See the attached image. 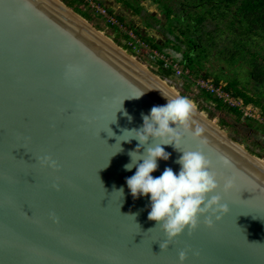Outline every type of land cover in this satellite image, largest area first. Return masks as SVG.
Masks as SVG:
<instances>
[{
  "label": "water",
  "instance_id": "obj_1",
  "mask_svg": "<svg viewBox=\"0 0 264 264\" xmlns=\"http://www.w3.org/2000/svg\"><path fill=\"white\" fill-rule=\"evenodd\" d=\"M51 1L0 0V264H179L181 250L185 264H264V180L247 168L254 155L228 151L234 141L226 136L220 145L194 112L192 127L204 129L205 142L188 132L180 151L164 146L170 158L152 175L166 166L178 172L181 151L200 150L217 174L213 194L229 211L211 228L200 217L191 235L185 230L160 249L166 237L147 218L148 198L133 199L125 183L136 169L123 165L138 141H121L113 154L124 129L166 104L160 93L175 96L140 78ZM44 154L57 169L39 166ZM229 177L235 186L224 194Z\"/></svg>",
  "mask_w": 264,
  "mask_h": 264
},
{
  "label": "trees",
  "instance_id": "obj_2",
  "mask_svg": "<svg viewBox=\"0 0 264 264\" xmlns=\"http://www.w3.org/2000/svg\"><path fill=\"white\" fill-rule=\"evenodd\" d=\"M61 1L94 24L97 29H105L104 25L97 20L99 15L93 12L94 16L92 11L85 9L80 0ZM118 1L124 2L134 12L140 13L143 9L141 0ZM149 2L157 5L158 13H147L144 16L146 21L154 20L156 24L161 25L160 30L176 44V39H183L181 44L185 45L184 48L194 43L195 49L199 46L205 48L203 50L205 55L196 62H193L194 54L189 51L188 47L186 52L182 51L184 58L182 61L185 62L183 66L182 61L177 59L173 52L152 42V38L141 34L138 27L129 25L150 48L157 49L180 62L183 73L178 76L184 79L183 89H185V91H180V94L197 102L199 108L206 110L210 118L215 117L213 116L215 113L202 104L199 96H204L207 100L212 99V102H215L220 108L224 107L243 117V113L239 109L223 104L212 94L204 92L188 94L191 89L194 90V77L197 75L211 77L215 83L221 84L238 97L245 106L257 107L264 117V0H164V3L159 0H149ZM107 8L112 12L111 7ZM117 17L121 23L126 24L124 16L117 15ZM110 27L114 30L111 31L112 34H108L113 37L114 41L140 60L145 61L146 59V63L154 67L153 70L156 74L163 79H169L174 74L177 75L172 68L164 67L161 60L154 58L149 49L141 48L140 51H136L130 47L128 45L129 37L124 32L125 34L121 38L119 33L122 30L118 26L110 25ZM175 31L178 32L179 38ZM197 51L196 49L195 53ZM237 57L242 58L244 64L250 69L249 77L238 75L241 72L235 70L233 65L231 69L228 65H224L226 61L233 63ZM208 63L214 67L213 71L210 70L211 66H208ZM259 122L264 124V122Z\"/></svg>",
  "mask_w": 264,
  "mask_h": 264
},
{
  "label": "clouds",
  "instance_id": "obj_3",
  "mask_svg": "<svg viewBox=\"0 0 264 264\" xmlns=\"http://www.w3.org/2000/svg\"><path fill=\"white\" fill-rule=\"evenodd\" d=\"M142 94L130 98H139ZM160 94L167 101L166 104L154 105L147 114L142 113L139 128L124 129L123 134L118 136L123 137L119 141V150L113 155L123 151L121 141H138L136 149L128 152L129 162L123 165L125 171L136 169L133 175L125 178V183L133 199L148 198L150 210L147 218L155 221L163 231L166 239L160 244V249L165 250L169 242L185 233V230L191 235L198 227L200 217L204 218L203 224L211 228L213 217L219 221L229 207L222 202V195L213 194L220 187L217 174L210 170V162L200 150L181 151L182 155L174 161L180 166L178 172L174 173L171 167L166 166L159 176L152 175L158 169V161H168L170 158L171 154L165 151L164 146L170 145L180 151L179 145L188 132L194 139L205 142L202 138L204 129L199 125L192 127L191 100L183 95L169 98ZM128 119L131 121L132 117L128 116ZM37 163L42 168H58L57 161L47 154L37 157ZM234 186L235 179L227 178L223 193L227 194ZM115 191L123 196V187ZM132 216L135 217V214ZM187 255L186 250L179 251V264H185Z\"/></svg>",
  "mask_w": 264,
  "mask_h": 264
},
{
  "label": "rangeland",
  "instance_id": "obj_4",
  "mask_svg": "<svg viewBox=\"0 0 264 264\" xmlns=\"http://www.w3.org/2000/svg\"><path fill=\"white\" fill-rule=\"evenodd\" d=\"M98 1L99 2H102V3L103 2L105 3L108 0H98ZM159 1H162L164 3V0H159ZM143 3L145 4L146 9H148L150 11L156 9L155 6L151 5V3L149 2V0H141V4H143ZM70 9H72V8H70ZM157 11H158V9H157ZM74 12H76V11H74ZM117 13H120L122 15H126L125 16V22H126V25H128V26L130 24H132L131 21H133V19H136V15L134 14L132 16L131 14H133V13L130 10H128L127 8H126L125 11H123V10L120 9V11L118 10ZM92 14H93V12H92ZM79 16H80V14H79ZM160 17H161V15H160ZM85 19H84V21H85ZM97 20H98V22H100L105 27L104 30L100 29V32L99 33L105 35L109 39L110 38H113L109 34H112L111 31H113L114 29H112V27H110V25H108L105 22L104 18L98 16L97 17ZM163 20H165V18H163ZM86 23L90 24L95 29H97L94 26V24H92L90 21L87 20ZM97 30H99V29H97ZM124 34L125 33L123 31H121V33H119V35H120L121 38H123ZM175 34L178 37V32L177 31H175ZM182 40L183 39H180V38L179 39H176V41H177V44L176 45L178 47H180L181 49H182V46H181ZM113 41H114V39H113ZM183 46H185V45L183 44ZM120 47L123 48L122 46H120ZM187 47H188L189 51L192 52V54H194L193 55L194 56L193 57V62H196L198 59L199 60L202 59V56L205 55V53L203 51L205 48H202L203 46L202 47L199 46L198 48H196L198 50L197 53H195V50H196L195 49V47H196L195 46V43L193 45L187 46ZM187 47L184 48V51L185 52L188 50ZM204 47H205V45H204ZM121 48H120V50L123 53H125L127 51L126 53H129L132 57H134V60L135 61L139 62L145 68H149L150 70H152L154 72V70H153L154 67H152L151 65H148L146 63V59H145V61L140 60L137 56H135L134 54H132L129 50H126V49L123 48L124 50H126V51H123ZM140 50H141V48L138 49L137 51H140ZM197 57H199V58H197ZM241 57H243V56H241ZM143 58H145V57H143ZM182 64L184 66L185 65V62L182 61ZM224 65L225 66L228 65L230 69H231V67L233 65V67L235 68V70H238V71L241 72L238 75L248 76V74L250 73V69L248 68V66H246L244 64V62H243V59L242 58H239V57H237L234 60L233 63L228 62V61L224 62ZM208 66H211V63H208ZM216 66H218V64H216ZM181 68H182V66H181ZM155 69H156V67H155ZM213 69H214V67L211 66L210 70L213 71ZM225 69H228V68H225ZM182 70H183V68H182ZM226 71H228V70H226ZM198 76L199 75H197L196 77H198ZM169 80H171L170 82H172V84L169 83L171 85V87L173 86L172 88L169 87L172 91H177L178 93H180V91H183V90L185 91V89H183V85L181 84V83L184 82V79L182 77L174 74L173 76H170L169 77ZM169 80H167V81L169 82ZM193 89L194 90H192V89L190 91L188 90L189 91L188 94H190V93H199V92L207 93V92H205L203 90H200L199 88L195 87V85H194V88ZM199 97H200L199 100L202 102V104L205 105V106H207V107H209L211 109V112L215 113L213 115L215 117L210 118L209 115H208V112L206 110L200 109L199 106H198V104H197V102H195L194 100L190 99L191 102H192V104H193V109H195V108H196V110L198 109L197 110L198 112H201L204 115V117H206L215 126H217L224 134H226L227 137H229L231 140H233L234 143L236 142L239 146H241L242 148H244L245 150H247L252 155L257 156L258 158L262 159L263 162H264V158H263V155H264V125L261 124V123H259L256 119L245 118L244 116L243 117H240L238 114H235L234 112H230V111H228L224 107L220 108L215 102H212V99L207 100L204 96H199ZM257 151H258V153L263 154L262 157L258 156L259 154L256 155L254 153V152H257Z\"/></svg>",
  "mask_w": 264,
  "mask_h": 264
},
{
  "label": "built area",
  "instance_id": "obj_5",
  "mask_svg": "<svg viewBox=\"0 0 264 264\" xmlns=\"http://www.w3.org/2000/svg\"><path fill=\"white\" fill-rule=\"evenodd\" d=\"M80 1L84 4L85 9L90 10L101 17H104L107 24L116 25L123 32H125L129 37L128 45L134 50L137 51L140 48L149 49L154 58H157L163 62L164 67L172 68L177 75H181L183 73L181 64L178 60L158 51L157 49L150 48V46L146 42L138 38V36L132 29H129L125 24L121 23L117 15L114 12H110V10L104 4H102L98 0ZM193 82L195 87L209 94H212L215 98L220 100L225 105L239 109L243 113V116L245 118L256 119L257 121L264 122V117L259 112L258 108L252 105L245 106L238 97L233 95L230 91L226 90L221 84L215 83L213 78L198 76L193 79Z\"/></svg>",
  "mask_w": 264,
  "mask_h": 264
},
{
  "label": "bare ground",
  "instance_id": "obj_6",
  "mask_svg": "<svg viewBox=\"0 0 264 264\" xmlns=\"http://www.w3.org/2000/svg\"><path fill=\"white\" fill-rule=\"evenodd\" d=\"M53 2H55V4H56L55 6H57L61 11H63L68 17H70L74 22H76L81 28H83L94 39H96L99 43L103 44L110 52H112L122 62H125L126 64H128L131 67L130 69H132L134 71V73H136L140 78H143V79H145V77L151 78L155 82V84L162 91H164L167 95H169L170 97H172V95H174L175 97L179 95V93L177 91H172L169 88L170 86L168 84H165V82L159 80L158 79L159 77L157 78L147 68H145L139 62L135 61L134 57L127 54L126 52L123 53L120 50V48L112 42L111 39H109L105 35L99 33L100 31L95 29L90 24L86 23L87 22L86 20L84 21V19L81 16H79L77 13L72 11L64 3L60 2L59 0H53ZM192 112H194V117L196 118V122H198L201 125H204L206 128H209L211 130L210 131L211 138H213L216 142H218L220 145L223 146L222 142H224V140H226V134H224L217 126H215L211 121H209L206 117H204V115L201 112H198L196 110V108L193 109ZM232 142H233V140H232ZM228 143L231 144L230 141H228ZM233 147H235V148L232 150L228 149V148H226V149L233 154L239 153L240 155H241V153H243V151H245V149L242 148L241 146H239L237 143L236 144L234 143ZM251 161L252 162L248 161L247 168L249 170H253L254 172H256V174L262 180H264V162H263V160L258 158L257 156H254L251 159Z\"/></svg>",
  "mask_w": 264,
  "mask_h": 264
},
{
  "label": "flooded vegetation",
  "instance_id": "obj_7",
  "mask_svg": "<svg viewBox=\"0 0 264 264\" xmlns=\"http://www.w3.org/2000/svg\"><path fill=\"white\" fill-rule=\"evenodd\" d=\"M109 2H111L110 3V5H115V6H117V3L120 5V8L119 9H117L116 11L118 12V10L120 11V9L121 10H123V11H125L126 10V8L128 9V10H130L133 14H131L132 16L135 14L136 15V19H133V21H131L132 22V25L133 26H136V27H138L139 28V31L141 32V34H143V35H146L147 37H150V38H152V42H154V43H156V44H158L161 48H163V49H165V50H167V51H170V52H173V55L177 58V59H179L180 61H182L184 58H183V56H182V53L181 52H178L177 50H180L181 48L180 47H178L177 45H175L176 43L174 42V41H172V40H170L169 38H168V36L166 35V33L164 34L161 30H160V28H161V25H159V24H156L155 23V21L154 20H150L149 18H148V16H147V18L149 19V21H146V18L144 17L147 13H152L150 10H147L146 9V7H145V4L143 3V4H141L142 6H143V9L140 11V13H138V12H134V10H132L130 7H128V6H126L125 4H124V2H121V1H117V0H108L106 3H108L109 4ZM104 3V2H103ZM123 5V6H122ZM151 5H156V4H151ZM112 10V9H111ZM113 11H115V10H113ZM116 12V13H117ZM124 13V12H123ZM154 13V12H153ZM119 15H121V16H124V19H125V16L126 15H122V14H120V13H118ZM156 33H162V35H158V34H156ZM152 35H154V36H152ZM181 46H182V44H181ZM181 50H183L184 51V49H181ZM259 122V121H258ZM260 123V122H259ZM262 124V123H261ZM264 125V124H263ZM253 126V125H252ZM256 155L257 154H261V153H258V151L257 152H254ZM261 155H263V154H261ZM261 155H258V156H260V157H262ZM263 158H264V155H263Z\"/></svg>",
  "mask_w": 264,
  "mask_h": 264
},
{
  "label": "crops",
  "instance_id": "obj_8",
  "mask_svg": "<svg viewBox=\"0 0 264 264\" xmlns=\"http://www.w3.org/2000/svg\"><path fill=\"white\" fill-rule=\"evenodd\" d=\"M112 1V0H111ZM115 1V0H114ZM118 1V0H117ZM119 2V1H118ZM110 3L111 2H109V4L108 3H106L105 2V4L106 5H108L109 7H111L110 9H112V12H114V13H116L117 11V9H119L120 8V5L117 3V6H115V5H110ZM153 6H155V8L156 9H154V10H152L151 12H154V13H157L158 11H157V5H153ZM113 10H115V11H113ZM148 10V9H147ZM116 15H118V13H116ZM160 16V15H159ZM126 25V24H125ZM131 25V24H130ZM129 29H131L128 25H126ZM135 28H136V26H134ZM139 38V37H138ZM142 40V39H141ZM171 40V39H170ZM144 41V40H143ZM145 42V41H144ZM182 49H184V46L182 45ZM178 52H182L183 50H177Z\"/></svg>",
  "mask_w": 264,
  "mask_h": 264
},
{
  "label": "snow or ice",
  "instance_id": "obj_9",
  "mask_svg": "<svg viewBox=\"0 0 264 264\" xmlns=\"http://www.w3.org/2000/svg\"><path fill=\"white\" fill-rule=\"evenodd\" d=\"M134 96V95H133Z\"/></svg>",
  "mask_w": 264,
  "mask_h": 264
}]
</instances>
